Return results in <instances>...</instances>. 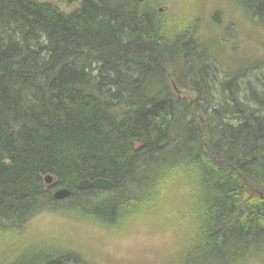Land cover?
Returning a JSON list of instances; mask_svg holds the SVG:
<instances>
[{
  "label": "trees",
  "instance_id": "16d2710c",
  "mask_svg": "<svg viewBox=\"0 0 264 264\" xmlns=\"http://www.w3.org/2000/svg\"><path fill=\"white\" fill-rule=\"evenodd\" d=\"M236 1L264 28V0ZM158 13L141 0H0V264H89L53 245L24 251L23 235L51 213L123 237L164 180L197 194L190 238L170 223L187 243L197 235L177 264L263 252L264 59L220 79L203 45L239 15L200 37L198 21ZM97 178L113 189L78 186ZM59 188L71 196L54 200Z\"/></svg>",
  "mask_w": 264,
  "mask_h": 264
},
{
  "label": "rangeland",
  "instance_id": "374dc122",
  "mask_svg": "<svg viewBox=\"0 0 264 264\" xmlns=\"http://www.w3.org/2000/svg\"><path fill=\"white\" fill-rule=\"evenodd\" d=\"M41 1L54 2V0ZM144 2L146 5H151L152 9L155 8L156 13L158 9L161 10L162 13H158L159 16L166 12L164 16L166 19L185 20L187 17L189 21H198L201 27L200 37L207 34L206 26H212V24L220 26L221 21L225 19V17L222 18L224 12L229 19L232 18V12L240 16L236 17L235 24H232L233 31L225 40L217 39L214 42L212 38L218 34H213L208 44L203 45L207 52V60L216 64L220 79L228 71V66L236 69L246 65L248 60L255 64L264 59V38L251 32L253 22L236 0H141V3ZM258 27L254 29L263 32L264 28ZM223 65L226 69H223ZM183 91L185 95H188L185 90ZM161 186L160 193L156 194L158 202L153 205V209H148L146 220L130 225L128 233L123 237H112L88 222L71 219L69 215L43 213L32 220V231L23 235L26 240L24 251L28 246H37L38 249L53 245L52 247L56 246L63 251L74 250L89 264H172L170 261H174L173 264L181 263L176 260L179 259L182 247L192 243V239H196L197 235L193 234L187 243V240L177 236V233H175L177 238L174 237L173 229L180 221V228L185 226V236L190 238L187 233L196 226V222H188L192 207L190 202L197 194L189 191L190 185L184 181L164 180ZM135 213L136 211H133L126 217H134L132 214ZM170 226L173 229H169ZM35 233L44 236L40 239L42 243H27L28 237L32 236L34 239ZM18 238L22 237L18 236ZM16 240H9V242L19 243ZM165 256L169 261L162 260ZM234 259L235 264H264V249L255 256L244 257V259H241V256L237 258L234 256ZM61 264L78 263L69 257L62 260ZM187 264L225 263L212 255H207L198 257Z\"/></svg>",
  "mask_w": 264,
  "mask_h": 264
},
{
  "label": "water",
  "instance_id": "95a60500",
  "mask_svg": "<svg viewBox=\"0 0 264 264\" xmlns=\"http://www.w3.org/2000/svg\"><path fill=\"white\" fill-rule=\"evenodd\" d=\"M161 11V10H160ZM44 183L47 186L52 185L53 178L48 175L44 177ZM80 189H94L97 191L110 192L113 189V183L108 179L97 178L92 181L85 179L78 184ZM72 194V191L67 188H59L52 192V198L56 201H64L68 199Z\"/></svg>",
  "mask_w": 264,
  "mask_h": 264
}]
</instances>
